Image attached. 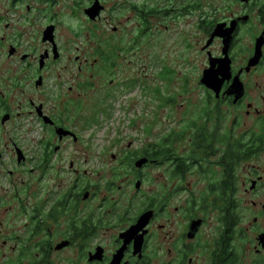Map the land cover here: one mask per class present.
<instances>
[{"label": "flooded vegetation", "instance_id": "1", "mask_svg": "<svg viewBox=\"0 0 264 264\" xmlns=\"http://www.w3.org/2000/svg\"><path fill=\"white\" fill-rule=\"evenodd\" d=\"M0 264H264V0H0Z\"/></svg>", "mask_w": 264, "mask_h": 264}, {"label": "rangeland", "instance_id": "2", "mask_svg": "<svg viewBox=\"0 0 264 264\" xmlns=\"http://www.w3.org/2000/svg\"><path fill=\"white\" fill-rule=\"evenodd\" d=\"M145 1V0H144ZM141 3V0H140ZM70 7H74L73 11L74 13H71L69 10L67 11V14L70 15L71 17H73L72 19V23L79 29V27L82 28L81 32H84L82 37H77L76 40V46L82 45L83 43H86L88 37H89V33H88V28L93 26L90 22H88L85 18V15L83 13L82 7H78L75 6L74 4H70ZM133 17V15L130 12L125 11L123 14L117 15V17L115 18V20H113V22L117 25H123V26H128V27H132L133 25H135L134 23V19L131 20V18ZM164 22V21H163ZM165 24V22H164ZM110 29V27H109ZM169 44H165L162 43V45H160L159 43H157V39L154 41V44H150L148 38H141L140 39V56H141V62H140V66H141V75H140V82H139V87L138 84L135 85V90L139 89V90H143L145 88H150V89H165L168 88L166 87V83L162 82L161 80H159L157 78V76H155L160 67L156 66L155 67V71L153 69V60H152V55H155L157 57V59L159 60H166L169 56ZM175 52L173 49H171V57L172 58L174 56ZM188 54H187V58H188ZM148 66V67H147ZM147 67V68H145ZM147 73L148 76H145V74ZM128 76V73H126V77ZM122 79H125V76L121 77ZM98 80L96 78L93 79V83L95 85L94 88H92L93 92L92 95H98L99 94V90H100V85L99 83H96ZM196 86L194 79L191 78V82H190V88H194ZM140 105H142L140 103ZM109 150H108V165H110V162H112V156L109 154L111 152V146H108Z\"/></svg>", "mask_w": 264, "mask_h": 264}, {"label": "water", "instance_id": "3", "mask_svg": "<svg viewBox=\"0 0 264 264\" xmlns=\"http://www.w3.org/2000/svg\"><path fill=\"white\" fill-rule=\"evenodd\" d=\"M99 3L97 2L90 10L86 12L87 16H89L92 20H95L99 15Z\"/></svg>", "mask_w": 264, "mask_h": 264}]
</instances>
